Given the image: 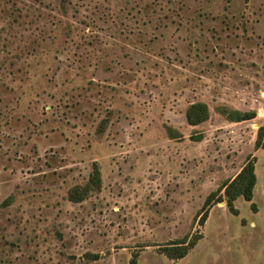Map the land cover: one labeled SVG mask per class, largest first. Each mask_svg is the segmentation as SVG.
<instances>
[{"label":"rangeland","instance_id":"1","mask_svg":"<svg viewBox=\"0 0 264 264\" xmlns=\"http://www.w3.org/2000/svg\"><path fill=\"white\" fill-rule=\"evenodd\" d=\"M133 259L264 264V0H0V264Z\"/></svg>","mask_w":264,"mask_h":264},{"label":"trees","instance_id":"2","mask_svg":"<svg viewBox=\"0 0 264 264\" xmlns=\"http://www.w3.org/2000/svg\"><path fill=\"white\" fill-rule=\"evenodd\" d=\"M254 116L253 113H241L238 111H233L230 119L232 121H242L246 119H250ZM208 117L207 107L203 103H194L191 104L185 114V118L188 124L197 125L201 122L205 121ZM92 183H98L97 178L90 179ZM256 185V175L254 172V161L253 158L249 157L246 163L241 167L239 172L229 181H227L221 189L224 190L225 202L228 210L237 214V210L233 207V202L241 197L245 201L251 202L253 199V190ZM213 197V193L209 195L205 201V205H207ZM219 201H222L220 199ZM253 203H251V207H253ZM207 216V212L204 211L200 218V224H203ZM196 238L194 242L192 241L190 244L185 245L184 241L178 242V246L176 247H167L165 248V255L170 259H180L183 258L190 249L194 247L197 240ZM130 264H135V259L131 261Z\"/></svg>","mask_w":264,"mask_h":264}]
</instances>
